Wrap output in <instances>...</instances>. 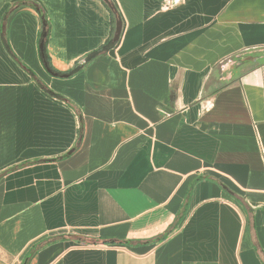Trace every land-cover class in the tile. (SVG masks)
Listing matches in <instances>:
<instances>
[{
    "label": "crops",
    "instance_id": "1",
    "mask_svg": "<svg viewBox=\"0 0 264 264\" xmlns=\"http://www.w3.org/2000/svg\"><path fill=\"white\" fill-rule=\"evenodd\" d=\"M108 1L0 0V264H264V0Z\"/></svg>",
    "mask_w": 264,
    "mask_h": 264
},
{
    "label": "trees",
    "instance_id": "2",
    "mask_svg": "<svg viewBox=\"0 0 264 264\" xmlns=\"http://www.w3.org/2000/svg\"><path fill=\"white\" fill-rule=\"evenodd\" d=\"M102 3L104 4V6L107 8V10L110 13V21H111V31H110V35H109L108 39L104 42L103 45H101L94 52H91L86 57V61L91 60V59H93L94 57H96V56H98L100 54H104V53L108 52L115 45V43H116V42H113V40H112L113 32H114V27H115V21H116L115 14L109 8V6L107 5V3H105L103 0H102ZM24 4L33 7L40 14V16L42 17V21H43V31H42V33L40 34V37H39V44L42 42V49H40L38 47V50H39V58H40V61L43 64L45 70L49 74H51V75L53 73L56 74V76H68V75H70L71 73H66V74L58 73L50 65L49 58H48L47 53H46V45H45L46 38H44V39L42 38L43 32L46 34V18L44 16L43 12L38 7H36L35 5H32V4L28 3V2H24ZM21 5H23V4H21ZM78 69H79V66H76L72 72H74V71H76ZM42 89H44L51 96L56 97V95L52 94L50 91H48L47 89H45L43 86H42ZM162 239H163V236L161 238H159V240H162Z\"/></svg>",
    "mask_w": 264,
    "mask_h": 264
},
{
    "label": "water",
    "instance_id": "3",
    "mask_svg": "<svg viewBox=\"0 0 264 264\" xmlns=\"http://www.w3.org/2000/svg\"><path fill=\"white\" fill-rule=\"evenodd\" d=\"M105 3H107V5L109 6V8L113 11L114 13V7L109 3L108 0H103ZM115 14V13H114ZM120 32H121V22L119 17H116V21H115V27H114V32H113V37L112 40L113 42H117L118 38L120 36ZM46 36V34L43 32L42 34V38L44 39ZM39 48L42 49V42L39 44ZM53 76H56V74H52ZM3 176V173L0 175V178Z\"/></svg>",
    "mask_w": 264,
    "mask_h": 264
}]
</instances>
